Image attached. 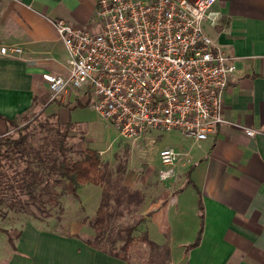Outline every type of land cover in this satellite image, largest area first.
<instances>
[{"label": "crops", "instance_id": "obj_1", "mask_svg": "<svg viewBox=\"0 0 264 264\" xmlns=\"http://www.w3.org/2000/svg\"><path fill=\"white\" fill-rule=\"evenodd\" d=\"M96 1L0 0V44L22 48L18 56L0 54V136L11 128L5 118L15 120L34 106V113L43 109L72 123L83 119L71 117L76 108L94 113L92 96L83 90L42 103L49 93L42 73L66 72L67 52L53 20L91 28ZM211 10L217 20L204 21V32L240 63L222 93L223 121L198 142L178 130H150L163 133L151 161L160 163L158 150L171 147L180 153L182 172L145 202L144 232L167 248L169 264H264V0H218ZM172 134L179 138L171 141ZM200 223L198 243L187 247ZM86 239L70 236L68 228L49 233L30 222L13 247L7 241L0 249V264H136Z\"/></svg>", "mask_w": 264, "mask_h": 264}, {"label": "built area", "instance_id": "obj_2", "mask_svg": "<svg viewBox=\"0 0 264 264\" xmlns=\"http://www.w3.org/2000/svg\"><path fill=\"white\" fill-rule=\"evenodd\" d=\"M217 1L97 0L91 28L53 20L67 59L66 72L42 73L50 95L90 94L92 108L125 138L161 129L205 139L223 121L222 93L236 68L203 30L204 21L217 20ZM0 54L22 48L0 44ZM177 154L158 150L169 167Z\"/></svg>", "mask_w": 264, "mask_h": 264}, {"label": "rangeland", "instance_id": "obj_3", "mask_svg": "<svg viewBox=\"0 0 264 264\" xmlns=\"http://www.w3.org/2000/svg\"><path fill=\"white\" fill-rule=\"evenodd\" d=\"M239 64L235 62L236 68ZM58 97L47 93L42 103ZM89 107L94 113L86 108H76L70 112L72 118L83 119L75 121L68 130L66 146L71 149L68 157L72 161L81 158L87 147L98 151L104 168V183H108L111 194L118 195L120 202L116 204L110 200L113 216L103 241L96 247L124 255L128 261L136 264H169L164 250L151 248L138 238L145 233V202L154 201L162 190L171 187L170 182L175 181V177L181 176L182 171L177 166L180 153L172 167L158 163L157 159L151 161V155L157 152V142L163 133L154 135L147 131L138 137L125 138L100 117L91 105ZM38 110V106H34L15 118L18 125L31 121L22 132L25 141L18 150L5 151L2 158L0 229L7 232L12 247L22 229L30 222L49 233H59L68 228L70 236L93 238L94 230L90 223L94 219L104 186L86 184L77 188V196L72 194V184L60 177L56 170L59 160L58 135L63 132L67 121L56 113L46 111L32 120L34 112ZM4 135L17 136L11 128ZM177 138L178 134L170 136L171 141ZM150 165L157 169L145 171ZM67 222L69 225L65 226ZM131 226H134V240L123 253V238ZM6 237L0 231V249L8 245ZM173 255L175 259L178 256L176 252Z\"/></svg>", "mask_w": 264, "mask_h": 264}, {"label": "trees", "instance_id": "obj_4", "mask_svg": "<svg viewBox=\"0 0 264 264\" xmlns=\"http://www.w3.org/2000/svg\"><path fill=\"white\" fill-rule=\"evenodd\" d=\"M54 101V99H50L49 102ZM81 105L88 104V101L83 103H77ZM43 112V109H41L38 113H34L32 120H35L39 115H41ZM8 122L9 126H11L12 130L17 134L16 137L10 136V135H3L0 136V170L2 169V158L5 155V151L8 150H18L21 148L25 141V135L22 133L25 131L30 122L28 121L24 123L23 125H18L17 122L14 119L5 118ZM73 125L72 122L68 121L65 125V128L62 133L58 135V145H57V152L59 155V160L57 162V172L60 177L67 180L72 184V194L74 196H77L76 190L78 187L86 184L99 186L104 185L101 191V197L98 204V207L95 211L94 219L91 221V227L94 230V237L93 238H87L85 240V243L88 245L101 249L103 251V248L96 247L97 244L101 243L104 238V234L107 231V227L109 224L110 218L113 216V210L110 209V200H114L116 204H119V197L118 195L114 196L111 194L110 187L108 183L105 182V176H104V168L103 163L101 160V157L93 148L87 147L83 150L82 157L77 160H70L68 157V152H70V148L66 146V136L68 133L69 128ZM198 213L200 214V217L202 216V206L200 202H198ZM134 229V226L128 227L125 237L123 238V243L121 245V250H123V253H125L128 250V245L134 240V236L132 235V230ZM1 232L6 234L7 241L9 244L11 243V238L7 234V232L4 229H0ZM201 231V223L200 228L198 230L197 236L194 239V241L189 244L187 247H193L198 243L199 235ZM138 240L145 242L148 244L149 247L157 249V250H164L166 257L168 254L167 248L164 246H158L154 242L148 239L146 233H143ZM108 252V251H106ZM109 254L119 257L126 260V257L124 255H119L117 253L108 252ZM168 259V258H167Z\"/></svg>", "mask_w": 264, "mask_h": 264}]
</instances>
